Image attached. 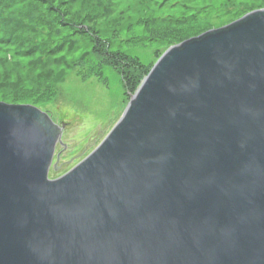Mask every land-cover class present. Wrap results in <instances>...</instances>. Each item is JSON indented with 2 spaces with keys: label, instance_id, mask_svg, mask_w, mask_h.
<instances>
[{
  "label": "water",
  "instance_id": "water-1",
  "mask_svg": "<svg viewBox=\"0 0 264 264\" xmlns=\"http://www.w3.org/2000/svg\"><path fill=\"white\" fill-rule=\"evenodd\" d=\"M0 102V264H264V8L168 48L82 161Z\"/></svg>",
  "mask_w": 264,
  "mask_h": 264
},
{
  "label": "rangeland",
  "instance_id": "rangeland-1",
  "mask_svg": "<svg viewBox=\"0 0 264 264\" xmlns=\"http://www.w3.org/2000/svg\"><path fill=\"white\" fill-rule=\"evenodd\" d=\"M84 1L0 4V102L15 99L64 125L63 145H56L52 160L57 170L50 168L49 179L64 175L97 147L137 90L126 89L120 75L97 59L79 22L92 10ZM105 1L109 14L87 19L111 53L136 56L149 71L168 48L264 8V0Z\"/></svg>",
  "mask_w": 264,
  "mask_h": 264
},
{
  "label": "trees",
  "instance_id": "trees-1",
  "mask_svg": "<svg viewBox=\"0 0 264 264\" xmlns=\"http://www.w3.org/2000/svg\"><path fill=\"white\" fill-rule=\"evenodd\" d=\"M4 1L6 0H0V4H4ZM97 2L100 5H104L105 11H100L96 9ZM84 5L91 7L92 10L88 14H85V17L79 19V22H82L84 29H86L85 34H88L89 39L91 40L93 51L95 55L97 56V59L103 63L105 66H109L113 68L121 77V80L125 86L126 89H137L142 79L148 74L149 69L147 68L146 63L143 60H140L139 58H136V56L127 55L126 53H121L120 55L117 53H111L110 51V44L106 41L107 39H103L101 35L99 36L97 32L98 29L94 28L92 24L90 23L89 19L93 20L96 18V16L104 17L109 14V3L105 0H103V3L98 0H85ZM37 7V6H36ZM35 7V8H36ZM98 8H100L98 6ZM108 12V13H107ZM101 13V14H100ZM106 13V14H105ZM100 14V15H99ZM86 18V19H85ZM89 18V19H87ZM85 20V21H84ZM75 27H80L78 23L74 25ZM95 30V31H94ZM17 92L19 91V88L17 87L15 89ZM15 92L14 94H16ZM18 95V94H17ZM10 104L15 105L16 101L15 99L9 100ZM3 103V102H2ZM31 106V105H30Z\"/></svg>",
  "mask_w": 264,
  "mask_h": 264
},
{
  "label": "flooded vegetation",
  "instance_id": "flooded-vegetation-1",
  "mask_svg": "<svg viewBox=\"0 0 264 264\" xmlns=\"http://www.w3.org/2000/svg\"><path fill=\"white\" fill-rule=\"evenodd\" d=\"M64 131V130H63Z\"/></svg>",
  "mask_w": 264,
  "mask_h": 264
}]
</instances>
